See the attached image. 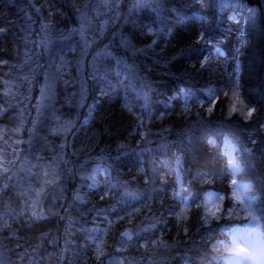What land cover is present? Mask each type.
<instances>
[{
  "label": "trees",
  "instance_id": "obj_1",
  "mask_svg": "<svg viewBox=\"0 0 264 264\" xmlns=\"http://www.w3.org/2000/svg\"><path fill=\"white\" fill-rule=\"evenodd\" d=\"M135 1L0 0L7 264H228L232 232L248 229L235 179L264 235V0H161V15ZM47 35L66 50H41ZM52 61L55 103L37 111ZM126 228L141 234L119 252Z\"/></svg>",
  "mask_w": 264,
  "mask_h": 264
},
{
  "label": "rangeland",
  "instance_id": "obj_2",
  "mask_svg": "<svg viewBox=\"0 0 264 264\" xmlns=\"http://www.w3.org/2000/svg\"><path fill=\"white\" fill-rule=\"evenodd\" d=\"M89 1V0H88ZM161 0H136L133 8H154L158 11L159 15L162 12L160 6ZM84 32V30H83ZM81 50L80 59L76 63L77 71L83 75L87 69L86 58L87 50L91 46V42L86 40L83 33L80 34ZM45 42L40 48L41 50H52L55 53L65 51L68 46L69 38H58L51 35L41 36ZM88 42V43H87ZM98 59L102 58V53L96 54ZM98 59L94 60L93 64H98ZM95 65L90 64L89 71H93ZM56 67L54 61L51 63V68L43 75L38 96L34 101L33 107L37 111L46 112L55 103V74ZM228 159L234 172L239 170V165L235 159L233 151L228 150ZM235 172V173H236ZM236 177V176H235ZM233 184V199L234 209L237 213L238 220L247 221L248 229L243 230L240 227L236 228L232 235L233 237L227 243L226 250L231 254V261L228 264H264V235L263 229L258 215L254 212L251 199L249 198V188L239 183L236 179ZM207 210L213 209L214 205L220 207V211L224 205V197L218 193H210L206 199ZM214 210V209H213ZM247 232V234H246ZM244 237V238H242ZM239 250V251H237ZM114 264H127L123 261H113ZM0 264H7L6 259L0 255Z\"/></svg>",
  "mask_w": 264,
  "mask_h": 264
},
{
  "label": "bare ground",
  "instance_id": "obj_3",
  "mask_svg": "<svg viewBox=\"0 0 264 264\" xmlns=\"http://www.w3.org/2000/svg\"><path fill=\"white\" fill-rule=\"evenodd\" d=\"M126 231H129L132 234V236H133L132 239L128 240L125 236L122 235ZM140 234H141L140 232H138L137 230H133L131 228H126V229H123L122 231H120L119 232V238L121 239V246H119L120 247L118 249V250H120L119 252L124 251V249L127 247V245L130 242L137 240L140 237ZM123 253L124 252L118 253L116 256L109 259L108 261H127V258H126L127 256Z\"/></svg>",
  "mask_w": 264,
  "mask_h": 264
},
{
  "label": "snow or ice",
  "instance_id": "obj_4",
  "mask_svg": "<svg viewBox=\"0 0 264 264\" xmlns=\"http://www.w3.org/2000/svg\"><path fill=\"white\" fill-rule=\"evenodd\" d=\"M212 98L214 99V97H212ZM235 99H236V103L233 104L232 109H231V111H233V112L238 111V108L236 107V104L242 103V102L239 100L238 97H236ZM251 116H252V111L250 110V111H248V113H247V117H251ZM247 117H246V118H247ZM235 183H236V181H233V184H235ZM213 209H214V210H213ZM213 209H210V210H209L210 215H212V216H216L217 213L220 212V207H219L218 205H214V206H213ZM242 238H244V237H242ZM237 251H239V250H237Z\"/></svg>",
  "mask_w": 264,
  "mask_h": 264
},
{
  "label": "water",
  "instance_id": "obj_5",
  "mask_svg": "<svg viewBox=\"0 0 264 264\" xmlns=\"http://www.w3.org/2000/svg\"><path fill=\"white\" fill-rule=\"evenodd\" d=\"M123 236H125L128 240L132 239V234L129 231H126L122 234Z\"/></svg>",
  "mask_w": 264,
  "mask_h": 264
}]
</instances>
